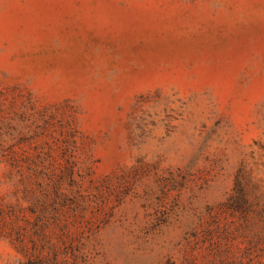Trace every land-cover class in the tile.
Instances as JSON below:
<instances>
[{
	"label": "rangeland",
	"instance_id": "374dc122",
	"mask_svg": "<svg viewBox=\"0 0 264 264\" xmlns=\"http://www.w3.org/2000/svg\"><path fill=\"white\" fill-rule=\"evenodd\" d=\"M0 264H264V0H0Z\"/></svg>",
	"mask_w": 264,
	"mask_h": 264
}]
</instances>
